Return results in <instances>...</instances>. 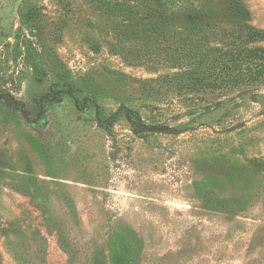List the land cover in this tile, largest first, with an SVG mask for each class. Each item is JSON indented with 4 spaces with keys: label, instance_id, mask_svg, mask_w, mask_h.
I'll use <instances>...</instances> for the list:
<instances>
[{
    "label": "rangeland",
    "instance_id": "obj_1",
    "mask_svg": "<svg viewBox=\"0 0 264 264\" xmlns=\"http://www.w3.org/2000/svg\"><path fill=\"white\" fill-rule=\"evenodd\" d=\"M29 11L62 28L42 80L0 86V264H264V88L178 114L94 0H0L2 40Z\"/></svg>",
    "mask_w": 264,
    "mask_h": 264
},
{
    "label": "trees",
    "instance_id": "obj_2",
    "mask_svg": "<svg viewBox=\"0 0 264 264\" xmlns=\"http://www.w3.org/2000/svg\"><path fill=\"white\" fill-rule=\"evenodd\" d=\"M94 1L111 21L112 51L152 72L174 70L145 91L175 113L230 102L247 91L244 86L264 88V48L251 47L264 41V31L251 25L252 14L240 0ZM40 19L23 13L13 41L2 40L0 28V86L15 85L28 70L39 80L47 75L62 27L53 22L47 30L36 23ZM126 231L120 230L125 237Z\"/></svg>",
    "mask_w": 264,
    "mask_h": 264
},
{
    "label": "water",
    "instance_id": "obj_3",
    "mask_svg": "<svg viewBox=\"0 0 264 264\" xmlns=\"http://www.w3.org/2000/svg\"><path fill=\"white\" fill-rule=\"evenodd\" d=\"M210 107L208 106L206 109L208 110ZM171 128L165 126H152L144 129L145 132L148 133H167Z\"/></svg>",
    "mask_w": 264,
    "mask_h": 264
}]
</instances>
